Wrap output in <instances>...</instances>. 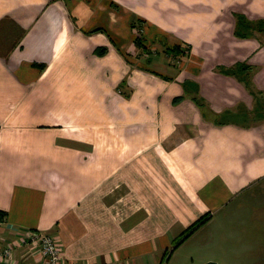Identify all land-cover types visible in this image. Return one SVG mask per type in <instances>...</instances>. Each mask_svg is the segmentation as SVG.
<instances>
[{
    "label": "crops",
    "instance_id": "1",
    "mask_svg": "<svg viewBox=\"0 0 264 264\" xmlns=\"http://www.w3.org/2000/svg\"><path fill=\"white\" fill-rule=\"evenodd\" d=\"M234 14L264 0H0V247L32 230L72 264H264V111L217 70L264 96V37Z\"/></svg>",
    "mask_w": 264,
    "mask_h": 264
},
{
    "label": "trees",
    "instance_id": "2",
    "mask_svg": "<svg viewBox=\"0 0 264 264\" xmlns=\"http://www.w3.org/2000/svg\"><path fill=\"white\" fill-rule=\"evenodd\" d=\"M234 18H235L234 35L236 37L242 38V39L243 38H252V37H255L256 35H261L262 37H264V20L258 19V20L250 21L245 16H243L241 14H234ZM130 28L133 29V33L135 34L134 44L136 45V47H138V49L145 51L144 45L141 41L142 36H141L140 29L133 22L130 23ZM99 30L100 29H95L91 32H97ZM188 51H189L188 46H185L182 49L180 47V45H174L173 47L165 48L163 52L165 54H167L168 56L171 55L173 57H178V56L182 57V56H185ZM105 52H106V48L96 49V54H98V56L104 55ZM143 70L152 74V75L161 77V75H159L158 73H156L154 71H150V70H146V69H143ZM217 70L224 75L235 76L236 78H238L244 84V86L247 88V90L250 92V94L253 96V98L256 102V111H258V112L264 111V103H263L264 96L262 93L257 92L253 88V85H252L251 80L249 78L248 71L251 70V68H249L245 64L240 63V64H236L230 68H218ZM162 79H165V77H162ZM186 85L185 84L183 85L184 92L187 91L185 89V87L187 88ZM120 93L124 97H128V95L124 94L123 92L120 91ZM180 100H182V98L178 97L175 99V102H178ZM194 101L198 106L202 105V102L199 99H197L196 97H194ZM206 220H207V217L203 216V217L199 218L196 222H194L190 227H188L184 231V233L182 234V237H181L180 241L177 243V246L179 244H181L184 240H186L189 236H191L197 229H199L206 222Z\"/></svg>",
    "mask_w": 264,
    "mask_h": 264
},
{
    "label": "built area",
    "instance_id": "3",
    "mask_svg": "<svg viewBox=\"0 0 264 264\" xmlns=\"http://www.w3.org/2000/svg\"><path fill=\"white\" fill-rule=\"evenodd\" d=\"M16 247H26L36 264H72L64 260L52 236L32 230L25 231L15 245L0 247V264H20L14 259Z\"/></svg>",
    "mask_w": 264,
    "mask_h": 264
},
{
    "label": "rangeland",
    "instance_id": "4",
    "mask_svg": "<svg viewBox=\"0 0 264 264\" xmlns=\"http://www.w3.org/2000/svg\"><path fill=\"white\" fill-rule=\"evenodd\" d=\"M173 58H175V57H173ZM177 59V58H176ZM176 59H174V60H176ZM178 64V63H177ZM146 65V64H145Z\"/></svg>",
    "mask_w": 264,
    "mask_h": 264
}]
</instances>
